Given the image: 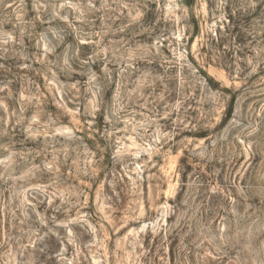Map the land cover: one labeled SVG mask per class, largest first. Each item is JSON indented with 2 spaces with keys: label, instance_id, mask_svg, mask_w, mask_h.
I'll return each instance as SVG.
<instances>
[{
  "label": "rangeland",
  "instance_id": "rangeland-1",
  "mask_svg": "<svg viewBox=\"0 0 264 264\" xmlns=\"http://www.w3.org/2000/svg\"><path fill=\"white\" fill-rule=\"evenodd\" d=\"M0 264H264V0H0Z\"/></svg>",
  "mask_w": 264,
  "mask_h": 264
}]
</instances>
